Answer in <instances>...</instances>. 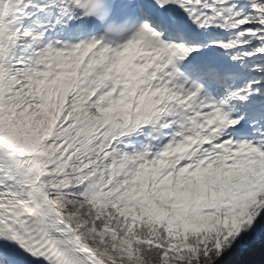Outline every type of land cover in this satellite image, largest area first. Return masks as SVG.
<instances>
[{"label": "snow or ice", "instance_id": "6c2138e0", "mask_svg": "<svg viewBox=\"0 0 264 264\" xmlns=\"http://www.w3.org/2000/svg\"><path fill=\"white\" fill-rule=\"evenodd\" d=\"M264 211V0H0V264H214Z\"/></svg>", "mask_w": 264, "mask_h": 264}, {"label": "trees", "instance_id": "16d2710c", "mask_svg": "<svg viewBox=\"0 0 264 264\" xmlns=\"http://www.w3.org/2000/svg\"><path fill=\"white\" fill-rule=\"evenodd\" d=\"M254 237H259V239L264 242V211H262L253 222L252 228L248 232H241L240 236L233 243V246L225 251L218 259H215L214 262L221 264L247 263L243 258L242 252L248 250L249 246L252 245V239ZM241 242L243 246L240 245ZM262 254H264V250Z\"/></svg>", "mask_w": 264, "mask_h": 264}, {"label": "rangeland", "instance_id": "374dc122", "mask_svg": "<svg viewBox=\"0 0 264 264\" xmlns=\"http://www.w3.org/2000/svg\"><path fill=\"white\" fill-rule=\"evenodd\" d=\"M263 250L264 242L261 241L257 242L256 244H253V246H249L248 250L242 252V255L248 264H258V262L261 263V260L264 259V255L262 254ZM214 264L218 263L214 262ZM240 264H244V262Z\"/></svg>", "mask_w": 264, "mask_h": 264}]
</instances>
